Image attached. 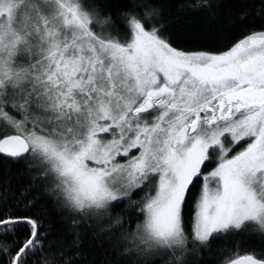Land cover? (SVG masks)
Returning <instances> with one entry per match:
<instances>
[{"label":"snow or ice","instance_id":"1","mask_svg":"<svg viewBox=\"0 0 264 264\" xmlns=\"http://www.w3.org/2000/svg\"><path fill=\"white\" fill-rule=\"evenodd\" d=\"M0 264H264V0H0Z\"/></svg>","mask_w":264,"mask_h":264},{"label":"trees","instance_id":"2","mask_svg":"<svg viewBox=\"0 0 264 264\" xmlns=\"http://www.w3.org/2000/svg\"><path fill=\"white\" fill-rule=\"evenodd\" d=\"M231 18L225 12L216 18H208L205 16H188L178 22L180 35L185 38H202L212 37L217 33H229L232 31L230 25ZM210 258V257H209Z\"/></svg>","mask_w":264,"mask_h":264}]
</instances>
